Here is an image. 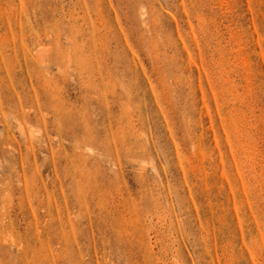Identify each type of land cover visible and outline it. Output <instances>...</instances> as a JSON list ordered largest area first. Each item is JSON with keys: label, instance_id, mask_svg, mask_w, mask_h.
Listing matches in <instances>:
<instances>
[{"label": "rangeland", "instance_id": "1", "mask_svg": "<svg viewBox=\"0 0 264 264\" xmlns=\"http://www.w3.org/2000/svg\"><path fill=\"white\" fill-rule=\"evenodd\" d=\"M0 264H264V0H0Z\"/></svg>", "mask_w": 264, "mask_h": 264}]
</instances>
